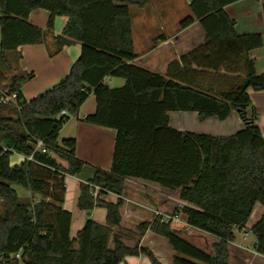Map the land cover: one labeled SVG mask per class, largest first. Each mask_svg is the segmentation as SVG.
Here are the masks:
<instances>
[{"label":"trees","instance_id":"trees-1","mask_svg":"<svg viewBox=\"0 0 264 264\" xmlns=\"http://www.w3.org/2000/svg\"><path fill=\"white\" fill-rule=\"evenodd\" d=\"M236 1L192 0V16L179 26L196 22L203 38L161 73L136 61L132 44L129 6L145 0H0L1 60L5 52L44 41V30L28 21L35 9L49 12L50 33L57 15L68 18L53 36V53L73 41L81 45L69 72L30 100L21 84L31 74L5 77L0 68V264H118L141 254L150 264H162L140 244L147 230L167 239L175 264H229L227 245L235 231L246 226L255 204L264 206V138L249 112L248 94L264 90V74L256 73L249 56L263 37L236 33L224 11ZM262 10L264 16V0ZM107 76L124 84L111 88ZM12 93L13 101H2ZM90 94L95 109L84 121L114 129L115 140L110 170L96 168L79 182L77 205L86 211L101 205L107 213L105 223L87 219L72 239L71 213L62 207L64 178L80 174L84 162L75 154L76 140L59 139V133ZM234 110L243 127L229 136L169 125L171 111L224 120ZM12 153L24 161L11 166ZM13 185L40 200L20 199ZM109 192L118 196L115 202L101 199ZM177 212L189 226L218 238L213 256L161 221ZM250 230L264 256V214Z\"/></svg>","mask_w":264,"mask_h":264},{"label":"crops","instance_id":"crops-1","mask_svg":"<svg viewBox=\"0 0 264 264\" xmlns=\"http://www.w3.org/2000/svg\"><path fill=\"white\" fill-rule=\"evenodd\" d=\"M131 1L136 2L139 0ZM191 1L145 0L142 6L136 3H132L129 6L132 44L134 51L138 55L136 61L151 69L157 67L154 69H159L158 71L163 73L170 60L178 58L181 53L202 40L203 34L196 22L186 29H180L179 26L180 21L184 17L192 16L189 7ZM262 1L238 0L224 6L225 13L235 22L234 28L237 34L260 33L263 37L262 46L249 52L250 58L254 61L257 74H264V16ZM48 17L49 12L47 10L35 9L31 11L28 21L44 30V41L39 44L22 45L16 50L5 52L4 59H0L1 72L5 77L31 74V77L21 84V93L26 100L34 98L39 93L55 85L69 72L72 64L81 53V45L78 41L64 45L60 51L53 53L56 47L53 36L62 33L68 18L64 15H57L54 18L53 29L50 33L46 29ZM113 79H120L122 83L117 86H111ZM104 82L111 88H117L124 84V79L107 76ZM6 84L7 81L5 80L1 82L2 87ZM248 94L251 100L249 112L255 116V123L264 138V90L254 91L250 89ZM92 96L94 98L93 94L88 96L77 115L72 116L63 125L59 133V139L60 135L66 132L64 138L73 137L76 140L75 154L84 162L80 174L76 176L66 175L64 178L66 191L62 207L71 213L70 238L72 239L76 237L77 232L83 227L87 219L105 223L107 213L106 209L101 205L95 206L90 211L80 209L77 205L80 193L79 182L88 181L93 176L96 168L110 170L112 163L115 130L84 121V117L95 109V99L93 103H88L91 102ZM87 103L88 108L86 109ZM230 116H232L233 125L240 130L243 127V123L237 112L235 110L232 111ZM168 117L169 125L181 131L212 136H229L233 134L231 132V134L220 133L216 135L197 130L199 129L198 122L200 119L196 112L171 111L168 112ZM208 118L213 120L216 117ZM218 120L213 121L215 122L214 124L219 125L223 129L228 119ZM24 159V156L12 153L9 162L11 166H14L22 163ZM62 165L65 166L66 163ZM13 188L22 200L35 203L41 198L21 186L13 185ZM117 197L116 194L109 192L102 195L101 199L106 202H115ZM254 212L257 214L256 219L258 217L260 219L264 214V206L259 203L255 204L251 215ZM180 218L186 225L179 231L180 236L213 256V244L218 241V238L189 226L182 214ZM254 223L249 224L248 222L242 230L235 231L234 241L229 242L227 245L229 264H233V262H238V264H257L259 259L264 263V256L257 253L254 248L255 237L250 230ZM148 240L149 242H147ZM207 242L211 245L209 249L206 247ZM140 244L149 248L162 264H175L173 261L175 252L163 236L147 230L140 238ZM74 247L77 248V243L74 244ZM118 264H150V260L143 254L128 255Z\"/></svg>","mask_w":264,"mask_h":264},{"label":"rangeland","instance_id":"rangeland-1","mask_svg":"<svg viewBox=\"0 0 264 264\" xmlns=\"http://www.w3.org/2000/svg\"><path fill=\"white\" fill-rule=\"evenodd\" d=\"M121 83H122V80H120V79H113V82H112L111 86H117V85H120ZM90 101L91 102H88V103H93V101H94L93 96L91 97V100ZM88 103L86 104L87 105L85 107L86 109L88 108ZM231 117L232 116H230V115L227 117V119H228L227 120V124L224 125V128L223 129L220 128L219 125L214 124L215 122H213V121H219L217 118H213V120H210L209 118H206V119L200 120L198 122L199 129H197V130H199L201 132L210 133V134H216V135H218L220 133H222V134H231V132L234 133L238 129H237L236 126L233 125V122L231 121ZM65 134H66V132H63L60 135V139L61 138H64V135ZM60 162L62 164L65 163V161H63V160H60ZM256 216H257V214H255V212H254V214H252L249 217L247 223L249 222V224H251V223L256 222L257 220H259V217H258V219H256L257 218ZM181 229H182V226L177 231H180ZM249 240H251V239H249ZM147 242H149V240ZM246 242H248V241L246 240ZM158 244L160 245V243H158ZM206 247H208V249L211 248V245H210L209 242H207ZM233 264H238V262H233ZM257 264H264V263H263L262 260L259 259Z\"/></svg>","mask_w":264,"mask_h":264},{"label":"built area","instance_id":"built-area-1","mask_svg":"<svg viewBox=\"0 0 264 264\" xmlns=\"http://www.w3.org/2000/svg\"><path fill=\"white\" fill-rule=\"evenodd\" d=\"M15 96H16L15 93H12L11 95H6L2 98V101L3 102H7L10 100L13 101ZM61 114H66V111L62 110ZM37 145H38V147H42V143L40 141H38ZM98 190H99V187L96 186L94 189V195H96ZM180 215H181V212H177L173 215H164L163 218L161 219V221L162 222H169L172 229L178 230L179 228H181V226H182V228L184 226H186L185 223H183L181 221ZM16 257L18 258L19 254H16Z\"/></svg>","mask_w":264,"mask_h":264}]
</instances>
